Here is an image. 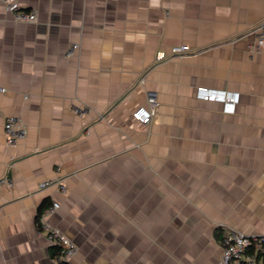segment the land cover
<instances>
[{
    "label": "crops",
    "instance_id": "0c3cea01",
    "mask_svg": "<svg viewBox=\"0 0 264 264\" xmlns=\"http://www.w3.org/2000/svg\"><path fill=\"white\" fill-rule=\"evenodd\" d=\"M18 3L36 22L0 4V264H57L37 228L53 203L67 264H221L219 233L264 236V0ZM197 87L238 92L236 113ZM9 117L26 128L16 148Z\"/></svg>",
    "mask_w": 264,
    "mask_h": 264
},
{
    "label": "built area",
    "instance_id": "2783aa9c",
    "mask_svg": "<svg viewBox=\"0 0 264 264\" xmlns=\"http://www.w3.org/2000/svg\"><path fill=\"white\" fill-rule=\"evenodd\" d=\"M14 21L20 23L36 22V13L22 11L18 0H0ZM255 44L252 47L254 52H259L264 46V21H262L255 29ZM79 49L78 44H72L67 51V56H72ZM189 51V47H173L170 49L171 55H181ZM165 58L162 54L158 60ZM6 89L0 87V94L5 93ZM194 98L197 101L216 103L220 105L221 114L231 116L236 113L237 106L240 103V94L232 90L212 89L207 87H197L195 89ZM157 102L152 94H148L147 107H138L131 113L133 121L139 125H148L152 117L155 115ZM26 137V128L13 117H9L4 123V138L6 146L16 148L19 143ZM55 185L60 191L64 192L65 187L60 183L45 181L40 183L39 188H45ZM3 186H11L7 179L0 180V189ZM59 208L58 203H53L45 209L43 214L39 216L37 228L40 234H44L51 246H58L61 249L57 263L60 261L67 263L75 254L73 243L64 237V235L56 229H50L47 226V218L51 216ZM221 264H261L264 257V236H248L237 230L229 229L226 231L221 243Z\"/></svg>",
    "mask_w": 264,
    "mask_h": 264
},
{
    "label": "trees",
    "instance_id": "16d2710c",
    "mask_svg": "<svg viewBox=\"0 0 264 264\" xmlns=\"http://www.w3.org/2000/svg\"><path fill=\"white\" fill-rule=\"evenodd\" d=\"M47 206H48V203H47V202L43 203V204L39 207L38 213H39V212L41 213L42 210H43L45 207H47ZM39 215H40V214H39ZM220 236H221V237H220ZM223 237H224V236H222V234L219 233V238H220L221 240L223 239ZM50 253H51V257H52L55 261H58L59 256H60V254H61V249H60L58 246H51V248H50ZM57 264H67V263L60 261V262L57 263ZM261 264H264V257L261 259Z\"/></svg>",
    "mask_w": 264,
    "mask_h": 264
}]
</instances>
